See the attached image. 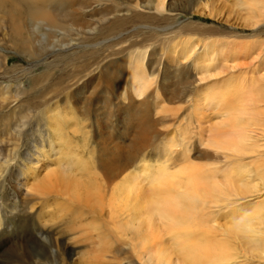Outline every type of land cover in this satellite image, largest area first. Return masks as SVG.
<instances>
[{
  "label": "bare ground",
  "instance_id": "bare-ground-1",
  "mask_svg": "<svg viewBox=\"0 0 264 264\" xmlns=\"http://www.w3.org/2000/svg\"><path fill=\"white\" fill-rule=\"evenodd\" d=\"M239 2L249 15V20L252 19V31L257 34L264 33V0ZM173 4V0H0V30L4 34L3 41L0 42H8L15 47L17 53L27 54L30 58L40 57L41 51L43 53L47 49L51 53L75 51L80 47V40H91L96 35L104 36L108 40L137 31L150 35L142 44L137 43L139 40H134L124 46L123 42L119 49L108 54L92 71L93 76L90 78L94 85L90 88L89 96L91 100L94 96L99 97L94 98V114L95 122H101L97 131L102 148L93 167L79 165L80 163L71 166L61 159L64 161H61L63 166H56L63 171H56L52 184L56 187L54 193L68 200L69 204L65 205L57 199L53 205L57 207L56 210H61L60 216L66 224L65 229L71 235L80 234L82 222L88 217L92 219L96 232V241L92 242V247L101 246L103 241L113 236L117 222H120L118 218L122 217L121 211L125 212L123 215H126L128 220L136 221V215L132 214L131 210L134 208H130L131 211L128 208L126 211L123 208L121 210L125 199L120 195L124 191L131 193L135 185L132 186L133 181H139L134 178V170H131L133 165L140 154L153 148L157 139H160L158 126H163L171 120L170 116H166L169 114L160 113L159 109L163 103L162 106H157L153 102L155 94L153 91L148 92L154 84L151 81L159 78L158 90L162 100L182 102L192 113V119L198 122L203 116L200 114L203 106H210L209 110L212 112L208 113L209 119L210 115H216L214 118L220 119L219 116L224 114L230 123H226L228 129L223 130L224 126L221 128L223 124L219 121L222 125L217 127L223 131H218L215 127L211 129L210 124L206 128L204 124L203 127L198 123V148L202 150L200 157L211 161L213 166L196 169V176L193 177L196 182L194 199L191 200L194 205L192 204L191 211L186 208L190 212L183 213L185 221L180 222L179 227L174 224L179 228V233L176 228H172L174 225L171 227V216L170 225H164L163 230L158 229L161 226L154 222L158 228L154 226L156 231L153 230L152 233L157 234L140 238V242L132 248L137 263L264 264V42L255 44L253 49H234L231 42L218 43L215 39L192 37L185 34L179 29V24H176L180 13L173 8ZM65 39L68 41L61 44ZM95 45L86 46L93 48ZM228 57H241L242 61H231ZM97 70L99 74L94 76ZM203 92L206 93L204 101L199 98ZM119 100L122 105L117 104ZM190 114L185 117L190 119ZM203 114L207 115L204 112ZM111 119L123 126L121 142H113L110 131L103 132V124L109 123ZM166 150L168 151L164 153V150L162 153L153 150V154L158 153L163 161L160 166L157 165V170L169 169L167 162L174 154L170 161H173L175 167L185 161L183 151L179 152L177 149L178 153H175L173 148ZM143 169H146L145 166ZM94 171L102 174L106 185L108 200L105 213L103 209L97 208L99 204L93 205L95 198H98L93 195L98 192L95 191L98 184L90 177ZM236 172L243 174V178L233 177ZM66 173L74 176H64ZM44 174L47 175L48 172ZM118 179L119 182H116ZM42 181L49 183L50 179L44 177ZM147 183L155 187L165 185L159 178ZM39 187L35 186L40 189ZM51 189L54 188L50 187V191ZM47 191L49 192V189ZM177 196L179 198V194ZM141 198H144V195ZM136 201L140 202V197ZM151 202L150 205H154ZM162 204L166 206V202ZM137 210L135 211L138 213ZM220 217L226 223L219 226L217 218ZM139 219L138 217L137 220ZM164 219L162 223L159 220L161 225ZM165 221L167 224L169 220ZM139 228L138 225L137 231ZM142 229L141 232L144 231ZM157 229L161 231L159 234ZM120 230L122 232V229ZM232 243L236 244L235 248L231 247ZM87 257L89 258V255ZM94 257L92 258L95 259ZM94 264H98L97 260Z\"/></svg>",
  "mask_w": 264,
  "mask_h": 264
},
{
  "label": "rangeland",
  "instance_id": "rangeland-1",
  "mask_svg": "<svg viewBox=\"0 0 264 264\" xmlns=\"http://www.w3.org/2000/svg\"><path fill=\"white\" fill-rule=\"evenodd\" d=\"M173 2V8L180 13L176 24H179V29H182L185 34L195 36V38L215 39L219 41H217L218 43L231 42L230 44H233L234 49L243 47L253 49L255 44L264 42V33L257 34L252 31L250 26L252 19L249 20V15L246 14L239 0H173ZM143 32H133L114 40L96 35L91 40H80V47L75 51L51 53L47 49L43 53L41 51L40 57L36 58H30L24 53H17L15 47L6 41L0 42V264H94L95 260L98 264H138L132 248L140 242V238L156 235L157 233H152L153 230L156 231V228H158L156 224L161 226V228H158L161 230H163L164 225H170L169 216L173 220L171 221V227L174 224L178 226L180 222L185 221V217H183L185 214L183 213H187V210L191 211L192 204L194 205L191 200L194 199L193 193L196 182L193 177L196 176V169L213 166L211 161L209 162L200 157L202 150L198 148V134L200 132L197 125L198 123L201 126L204 124L207 128L209 127L207 125L210 124L211 129L215 127L216 130L221 131L222 129H228L226 123L229 124L230 120L226 119L227 116L223 113L222 117L219 116L220 119L218 117L215 119L216 115H210L211 118L209 119L207 116L212 111L209 110L210 106L207 105L206 108L203 106L204 109L200 111L203 116H201L202 119L199 122L192 119V113L182 102L162 100L163 98L158 90L160 87L159 78H154L151 81L154 84L148 92L153 91V94H155L153 95L155 99L153 102L159 107L163 105L159 109L160 113L162 115L169 114L166 116H170L171 120L163 126H158L160 139H157L158 142H155L153 148L140 154L133 165L134 168L131 170H134V178L139 180L132 183V186L133 184L137 186L136 188L133 186L130 191L131 193L133 191V193L124 191L120 195L125 199L121 210L126 211L127 208L129 210L134 208L131 210L132 214L135 213L134 215H136V221L134 219L133 221L132 219L128 220L126 215H123L125 212L121 211L122 217L118 218L120 222H117L114 237L112 236L110 239L103 241L101 246L92 247V242L96 241L95 226L92 219L88 217L82 222L83 227L80 234L71 235L65 229L66 224L60 216L61 210H56L57 207L53 205V202L57 199L65 205L69 204L68 200L54 193L56 187L52 184V177H54L56 171H63L56 165L63 166L62 164L65 161L66 164L69 163L71 166L80 163L79 165L85 164L88 167H93L102 148V141L97 131V127L101 126L99 125L101 122L98 120L95 122L94 114L96 110L94 98L98 96H94L92 100L89 96L93 84V80L90 78L93 76L92 71L108 54L110 55L113 51L119 49L120 44L123 42L124 46L127 42H134V40L136 42L139 40L137 42L139 44L144 43L150 35ZM3 35V31L0 30V41H3ZM66 41L68 40L65 39L61 44H65ZM88 44L96 45L92 48L86 46ZM228 59L230 58L228 57ZM230 60L242 61V58L238 57ZM143 67L146 68L144 65ZM97 74H99L98 70L94 76H98ZM174 82L171 81V83ZM204 93L199 97L203 101L206 95ZM158 96L160 97L158 98ZM112 101L116 103L115 100ZM117 104L122 105L121 100ZM116 114L117 112H115ZM188 114L191 115H189L190 119L185 117ZM110 122L103 124V132L110 131L112 133L111 140L121 142L120 134L123 126L116 124L115 121L113 122V119ZM219 124L222 125L221 128L223 126L224 128L219 129L217 127ZM112 127L114 128L112 129ZM172 148L176 151L175 153H178V150L179 152L183 151L186 158L185 163L180 162L179 166L175 167L172 164L173 161H170L174 154L167 162L169 169H162L166 172L158 169L159 172L157 165L163 163V161H161L162 158L158 153L153 154V150L161 153L164 150V153L168 151L166 149L172 150ZM66 156L71 160H68ZM156 156H159V158H156ZM61 159H64V161ZM158 161L160 162L158 163ZM143 163L144 165H142ZM136 165L137 167H135ZM144 166L146 169H143ZM46 171L50 177L44 174ZM50 171L52 172L50 173ZM233 175L238 179L243 178L241 177L243 174L237 172ZM64 176L74 175L66 173ZM41 177H47L50 182L42 181L43 178ZM90 177L97 182L98 185L95 187L97 190L95 191L100 193V195H98V192L93 193L99 198H95L93 205L99 204L96 207L100 210L103 209L105 213L108 196L106 195V185H104L102 174L94 171ZM153 177L161 179L165 185H156L155 187L151 183H147L153 180ZM119 180L116 182H119ZM35 186H41L42 188H39L42 190L35 188ZM50 187L54 189L50 191ZM128 195L130 196L128 197ZM143 195L144 198H141ZM171 195L175 197L171 198ZM139 197L141 201L137 202L136 199ZM129 201L131 203H128ZM150 201L154 205H150ZM163 202H166L168 208L165 204H162ZM149 207L150 210L148 211ZM136 209H138V213L135 211ZM159 209L161 212H159ZM94 211L98 212V210ZM157 214H159V217H157ZM162 214H165V219ZM137 216L140 218L139 220H137ZM186 217L189 216L186 215ZM158 218H160L161 223L164 219L163 225L159 223ZM220 218H217V225L219 226L226 223L222 217ZM167 219L169 221L165 224ZM154 222L157 223L154 224ZM137 224L140 227L138 231ZM135 225L137 226L135 227ZM175 225L172 228H176L179 233V228ZM141 228H143V232L140 231ZM120 229H122V232ZM158 229L159 234L161 231ZM231 247L235 248L236 244L232 243ZM88 252L91 253L88 254Z\"/></svg>",
  "mask_w": 264,
  "mask_h": 264
}]
</instances>
